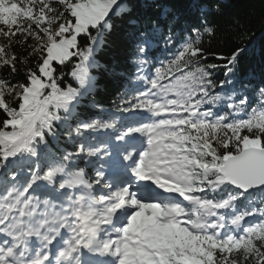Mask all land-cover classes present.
I'll return each instance as SVG.
<instances>
[{
	"label": "snow or ice",
	"instance_id": "1",
	"mask_svg": "<svg viewBox=\"0 0 264 264\" xmlns=\"http://www.w3.org/2000/svg\"><path fill=\"white\" fill-rule=\"evenodd\" d=\"M225 6L0 0V264H264V61Z\"/></svg>",
	"mask_w": 264,
	"mask_h": 264
},
{
	"label": "trees",
	"instance_id": "2",
	"mask_svg": "<svg viewBox=\"0 0 264 264\" xmlns=\"http://www.w3.org/2000/svg\"><path fill=\"white\" fill-rule=\"evenodd\" d=\"M190 19L195 22V9H192ZM215 19L223 30L233 34L231 39H235L237 42H240L235 35L237 25L241 32L246 31L248 35L254 37L243 67L246 71L254 70L259 73L262 61H264V0H226V6L221 16L215 17ZM225 31L218 35V39L213 44L222 52L227 51L224 47ZM230 46L231 44H229ZM115 87L116 84L113 81L105 80L104 87L97 99L101 102L111 99Z\"/></svg>",
	"mask_w": 264,
	"mask_h": 264
}]
</instances>
